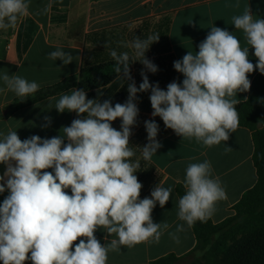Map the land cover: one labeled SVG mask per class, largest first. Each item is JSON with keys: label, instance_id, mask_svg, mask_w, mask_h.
Wrapping results in <instances>:
<instances>
[{"label": "clouds", "instance_id": "clouds-1", "mask_svg": "<svg viewBox=\"0 0 264 264\" xmlns=\"http://www.w3.org/2000/svg\"><path fill=\"white\" fill-rule=\"evenodd\" d=\"M29 9L30 0H0V30L15 29ZM232 21L235 30L242 32L244 44L232 32L213 25L198 51H188L173 62L182 82L174 80L166 89L158 82L150 83L147 73L156 74L158 67L146 53L160 35L137 36L122 45L131 54L110 53L115 72L127 81L124 103L90 99L85 89L73 88L59 99L51 98L54 107L49 102L58 113L76 114L57 136L31 135L22 140L17 130L0 132V165H4L0 194L8 193L0 203V264H107L108 253L121 246L159 242L162 229L169 225L154 223L152 212L157 203L164 208L173 189L159 183L150 197L140 198L143 185L136 175L140 163L134 159V147L145 161L162 147L155 117L182 139H195L207 147L229 140L239 126L238 93L250 90V74L264 75V19L254 18L246 7ZM250 49L255 64L249 60ZM48 58L64 65L74 60L62 49L50 52ZM137 61L143 65L139 87L131 74V65ZM0 81L4 85L0 92L10 91L24 99L40 87L16 73L0 72ZM139 93H150L153 119L144 121L147 143L133 146L130 138L140 112ZM44 120L42 127H50L51 117ZM117 120L119 130L113 127ZM212 173L207 160L188 164L185 194L177 211L183 223L177 225V233L185 224L191 227L210 219L217 203L227 199L219 177ZM98 230L106 233L105 240L115 238L101 244L95 235ZM170 235L179 242L175 233Z\"/></svg>", "mask_w": 264, "mask_h": 264}, {"label": "crops", "instance_id": "crops-1", "mask_svg": "<svg viewBox=\"0 0 264 264\" xmlns=\"http://www.w3.org/2000/svg\"><path fill=\"white\" fill-rule=\"evenodd\" d=\"M246 7H250L254 18L264 19V0H30V14L20 18L15 29L0 30V72L16 73L37 82L39 90H44L67 78L78 77L86 66L113 59L110 55L112 50L131 54V49L123 47V44L130 43L137 36L147 38L158 33L159 42L154 43L146 53L147 58L158 67V72L147 75L150 83L158 82L162 89H166L170 82L183 80L182 74L175 71L173 62L182 59L188 51H198V45L213 25L232 32L244 44L243 34L235 30L232 18L242 14ZM57 49L69 52L74 57L73 62L64 65L60 60H50L48 54ZM252 53L250 49L249 60L255 64L256 58ZM142 69L143 65L138 61L131 66L137 87L142 82ZM259 73L255 71L249 75L251 85ZM126 85V80L121 81L116 91L108 94L104 91L88 98L99 97L101 102L110 99L113 105L124 103L128 96L124 91ZM3 87L0 81V88ZM71 89L7 115L6 108L24 98L10 91L0 92V111L4 114L0 118V132L17 130L22 140L31 135L42 138L57 136L63 126L71 124L76 114L58 113L49 107V102L51 100L54 107L55 100L51 98L59 99ZM116 93L118 96H115ZM249 93L250 90L238 93L236 98L239 103L245 102ZM149 95L138 94L140 112L137 126L133 128L134 136L130 138V141L134 138L133 146L144 145V135L147 138V133L143 132L144 121L153 119ZM45 116L51 117L50 127H42ZM154 119L163 124L159 117ZM120 123L119 120L113 122V127L119 129ZM138 131L141 134L136 136ZM157 139L162 147L150 161L143 160L140 149L134 147V159L140 163L136 175L143 185L141 199L150 197L152 189L159 183L172 187L171 198L164 208L157 203L152 212L154 223H167L169 227L162 229L159 242L150 240L109 252L107 264H150L170 254L181 257L194 250L197 239L192 226L185 224L183 231L176 232L177 225L183 223L177 218V187H184L185 170L189 163L209 161L213 177H219L226 191L227 199L217 203V210L210 218L216 224L233 216L234 206L257 184L258 174L253 161L255 143L253 132L247 128L238 127L228 141L212 147L195 139H182L166 128ZM3 171L4 165H0V174ZM7 194H0V203ZM170 233L178 236V243ZM95 235L101 244L115 238L105 240L103 230H98Z\"/></svg>", "mask_w": 264, "mask_h": 264}, {"label": "trees", "instance_id": "trees-1", "mask_svg": "<svg viewBox=\"0 0 264 264\" xmlns=\"http://www.w3.org/2000/svg\"><path fill=\"white\" fill-rule=\"evenodd\" d=\"M115 63L110 59L86 66L78 77L67 78L53 87L37 91L31 97L15 101L6 108L5 114L72 87L85 89L88 97L104 91L106 94L116 91L124 80L115 72ZM125 90L127 91V85ZM236 108L239 114L238 127L253 132V161L258 174L257 184L234 206V215L230 218L217 224L210 219L205 222L197 221L192 226L197 239L194 250L181 257L170 254L150 264H264V75L259 73L255 77L248 99L238 103ZM2 116L4 114L0 111V118ZM260 124L263 126L261 129ZM177 194L179 198L185 194L182 185L177 187Z\"/></svg>", "mask_w": 264, "mask_h": 264}, {"label": "rangeland", "instance_id": "rangeland-1", "mask_svg": "<svg viewBox=\"0 0 264 264\" xmlns=\"http://www.w3.org/2000/svg\"><path fill=\"white\" fill-rule=\"evenodd\" d=\"M158 124H159V126H160V131H159V134H158V137L157 138H159V137H161L162 136V130H164V128H165V126L162 124V123H159L158 122ZM119 130V129H118ZM143 132H145L146 133V130H145V128L143 129ZM133 133H134V129H133ZM139 133L141 134V132L140 131H138V134L136 135V136H138L139 135ZM134 136V135H133ZM137 138H139V137H137ZM143 139H144V141H143V143L142 144H146L147 143V138H146V135H144V137H143ZM132 143H134V138L130 141V144H132ZM138 140H137V145H138Z\"/></svg>", "mask_w": 264, "mask_h": 264}, {"label": "water", "instance_id": "water-1", "mask_svg": "<svg viewBox=\"0 0 264 264\" xmlns=\"http://www.w3.org/2000/svg\"><path fill=\"white\" fill-rule=\"evenodd\" d=\"M262 127H263V126L260 124V125H259V129H261Z\"/></svg>", "mask_w": 264, "mask_h": 264}]
</instances>
